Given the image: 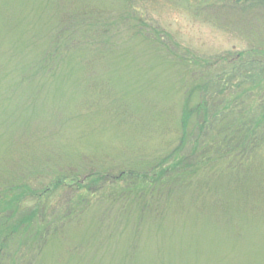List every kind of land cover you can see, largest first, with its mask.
Listing matches in <instances>:
<instances>
[{"label": "rangeland", "instance_id": "1", "mask_svg": "<svg viewBox=\"0 0 264 264\" xmlns=\"http://www.w3.org/2000/svg\"><path fill=\"white\" fill-rule=\"evenodd\" d=\"M130 1L0 0V165L22 143L31 167L95 170L107 179L133 169L145 184L157 165L166 171L177 163L169 155L180 141V117L198 100L192 76L204 65L218 72L227 53L264 59V11L240 14L215 0H136L129 9ZM58 29L71 38L57 40L64 37ZM259 67L245 66L250 79L234 77L230 97L248 91L254 104L264 90ZM257 121L248 128L264 114ZM261 152L249 162L232 218L200 211L187 197L159 219H142L129 207L131 187L146 190L141 182L114 194L95 177L87 186L104 193L102 201L80 206L82 220L58 231L37 264H264ZM71 195L60 190L54 200ZM107 218L113 226L101 232Z\"/></svg>", "mask_w": 264, "mask_h": 264}, {"label": "trees", "instance_id": "2", "mask_svg": "<svg viewBox=\"0 0 264 264\" xmlns=\"http://www.w3.org/2000/svg\"><path fill=\"white\" fill-rule=\"evenodd\" d=\"M135 2L136 0H131L128 8L134 9ZM215 2L220 6L229 5L245 15L257 10L264 11V0ZM101 29L104 30L97 33L104 38L109 30L107 27ZM57 33L64 34V37L61 34H57L59 38L56 36L62 42L71 38L65 33V29H58ZM250 63H256V66L264 69V59L260 57L250 58L242 53H227L219 56L218 72L207 73L204 65L198 72L199 76L196 73L192 76L195 81L194 94H197L198 100L194 105H186L185 112L180 117V141L175 151L169 155L175 157L177 163L172 170L166 171L161 169V165H157L152 171L153 177L148 178L145 184L138 177L137 170L132 168V171H123L119 176L107 179L108 177H98L101 174L95 170L84 172L83 169L67 167L57 171L49 166L31 167L32 165L24 164L27 158L20 152L22 143L17 144L20 149L15 147L13 153L0 165V264H37L45 246L58 231L82 220L84 209L80 206L89 208L102 201L104 193L98 196L92 186H87L95 177L101 185L111 183L109 190L114 194H118L120 187L124 189L130 182H141L142 190L146 189L145 191L134 194L131 187V193L130 189L128 193L133 196L130 209L135 207L140 210L142 219H159L166 212L182 207L187 197L195 198L194 204L199 210L202 206L205 211L219 217L232 218L234 209L238 208L237 198L247 189V168L251 166L249 162L264 149V121L256 129L248 128L249 122L257 123V119L264 114V90H259L255 95L253 105H249L248 91L242 92L236 100L233 98L235 94L230 97L228 93L229 85L238 74L242 79L243 76L251 78L250 70L243 73L245 66ZM208 64L210 67L214 65L213 62ZM31 83L30 81L29 84ZM201 170L207 173H201ZM66 172L75 173L78 180L68 183L63 179ZM127 173L129 175L124 176ZM39 180L43 182L39 183ZM220 180L228 181V186L222 187L219 182H224ZM60 190L73 194V197L67 202L59 198L55 201ZM112 200L113 203H118L115 199ZM227 204H231V210L226 208ZM78 207L82 210L79 211ZM126 207L128 206L124 204L122 208L127 210ZM105 221L107 223L100 226L101 232L113 226L110 219ZM118 226L120 224L116 223V227ZM73 249V253L80 250Z\"/></svg>", "mask_w": 264, "mask_h": 264}]
</instances>
